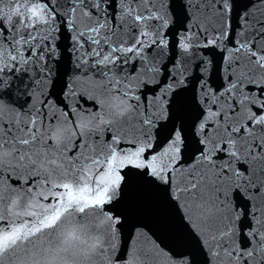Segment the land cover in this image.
Returning a JSON list of instances; mask_svg holds the SVG:
<instances>
[{"label": "water", "instance_id": "obj_1", "mask_svg": "<svg viewBox=\"0 0 264 264\" xmlns=\"http://www.w3.org/2000/svg\"><path fill=\"white\" fill-rule=\"evenodd\" d=\"M261 57L264 0H0V129L37 134L0 149V235L109 189L73 252L2 264H264Z\"/></svg>", "mask_w": 264, "mask_h": 264}, {"label": "snow or ice", "instance_id": "obj_2", "mask_svg": "<svg viewBox=\"0 0 264 264\" xmlns=\"http://www.w3.org/2000/svg\"><path fill=\"white\" fill-rule=\"evenodd\" d=\"M18 11V10H17ZM32 15L37 16L38 11L32 9ZM140 19V17H137ZM131 51V49H129ZM264 61V57H261ZM260 61H258L259 63ZM262 110L259 114L253 113L251 119H254L256 123L264 122V99H262L258 105ZM34 123V122H33ZM11 133V129L8 130ZM234 131H240L235 129ZM16 135H10L8 140L4 139L2 129H0V149L3 148L4 143H11L13 147V154L19 155L21 161L25 160L28 151L31 150L33 142L36 140V132L34 129L17 128ZM46 135L49 140L56 142L63 136V130L59 127H52L48 129L45 133L41 134V138ZM24 146H29L25 148ZM143 149H141L142 151ZM23 153V154H21ZM234 154V153H233ZM9 155L0 151V160L4 156ZM30 159V157H29ZM34 164L35 161H32ZM155 172V168L153 169ZM99 184H104L105 179L101 177L98 181ZM111 184L118 183V179L111 180ZM62 187L66 190L61 194L62 203L59 206H53L50 209H46L43 217L39 219L38 223L33 222L31 227L28 226L27 222L21 227H14L11 231L4 232L0 235V264H2L3 254L14 249L15 247L34 243L33 237L36 241H39L41 247L37 249L40 254H47L53 256L54 260L60 258L61 253L68 254L73 252L77 248L79 243L78 229L73 225L71 216L74 212H84L85 208L89 205L102 204L105 202V196L108 193V187H104L102 191H98L95 198H89L85 193L91 191L86 185L85 187L78 188L77 191H73L72 184L65 183ZM195 183L192 184V188H196ZM83 202V203H82ZM82 205V206H81ZM35 215V213H29ZM67 214V215H65ZM111 219V218H110ZM46 229H51V232H45ZM39 234V235H38ZM53 235L57 236L56 244L58 247L53 248L52 242L49 240V247L44 248L45 243L43 237H51ZM39 264V261H37ZM48 264H53V261H49Z\"/></svg>", "mask_w": 264, "mask_h": 264}]
</instances>
